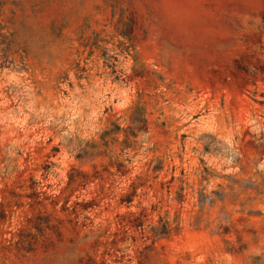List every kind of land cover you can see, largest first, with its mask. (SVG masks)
<instances>
[{"label":"rangeland","instance_id":"1","mask_svg":"<svg viewBox=\"0 0 264 264\" xmlns=\"http://www.w3.org/2000/svg\"><path fill=\"white\" fill-rule=\"evenodd\" d=\"M0 264H264V0H0Z\"/></svg>","mask_w":264,"mask_h":264}]
</instances>
